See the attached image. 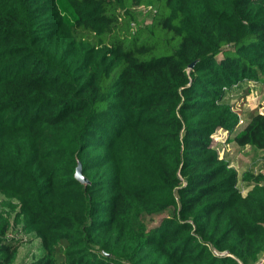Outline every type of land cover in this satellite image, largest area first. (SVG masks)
Returning a JSON list of instances; mask_svg holds the SVG:
<instances>
[{"label":"trees","instance_id":"obj_1","mask_svg":"<svg viewBox=\"0 0 264 264\" xmlns=\"http://www.w3.org/2000/svg\"><path fill=\"white\" fill-rule=\"evenodd\" d=\"M246 79L264 86V0H0V194L39 240L25 264H255L264 173L242 195L212 144ZM243 117L233 141L264 149V113Z\"/></svg>","mask_w":264,"mask_h":264},{"label":"rangeland","instance_id":"obj_2","mask_svg":"<svg viewBox=\"0 0 264 264\" xmlns=\"http://www.w3.org/2000/svg\"><path fill=\"white\" fill-rule=\"evenodd\" d=\"M139 20L143 23H149L151 18L149 14L146 12V9L139 8L137 9ZM234 110L240 114L241 116L244 115L245 112L257 109L258 111L264 112V86L259 85L256 89L252 92L241 94L237 97L229 99V102ZM247 119L243 121V123L235 130L232 134L229 135L230 138H224L223 130L217 131L213 137L214 139L218 136L220 143L218 145L213 144L216 147L219 155L226 159L230 166L234 167L238 172V186L240 190L244 189V179L243 175L247 172L251 167H253L254 171H261L264 173V149L255 148L251 145L246 146H239L233 141V137L236 134V131L242 129L245 124L247 123ZM227 133L226 135H228ZM219 146V148L217 147ZM224 147V148H222ZM8 200L7 197L0 194V211L4 210L10 212V229L6 234L5 242H11L12 238L16 240L18 243V251L16 259L12 264H25L33 260L34 258L41 255V251L38 247L39 240L35 237L33 232H29L23 228V221L16 222L15 214L18 211L17 208H12L6 205H2L3 202ZM10 201V200H8ZM13 203H17L15 199L12 200ZM162 215H145L142 217L143 221L146 223L148 228L156 226L160 223Z\"/></svg>","mask_w":264,"mask_h":264},{"label":"built area","instance_id":"obj_3","mask_svg":"<svg viewBox=\"0 0 264 264\" xmlns=\"http://www.w3.org/2000/svg\"><path fill=\"white\" fill-rule=\"evenodd\" d=\"M246 87L248 86L249 88H251V90L253 91L254 89H256L259 85H263V84H261L260 83V81L259 80H250V79H246ZM251 91V92H252ZM260 112H262V113H264L263 111H260ZM238 117H239V121H238V123H237V125H236V127L234 128V132H235V130H237V128H239V126L243 123V121L245 120V118L243 117V116H241L240 114H238ZM219 130H223L224 131V133L223 134H225V135H223L224 136V138H225V140L226 139H228V138H230L229 137V135L230 134H232V132L233 131H230L229 129H226V128H220V129H218L217 131H219ZM241 129H239L238 131H240ZM215 132V133H218V132ZM238 131H236V133L238 132ZM214 133V134H215ZM227 133H229L228 135H226ZM213 134V135H214ZM212 135V136H213ZM227 141V140H226ZM212 142H213V137H212ZM220 143V141H219V139H218V136L214 139V142H213V144H216V145H218ZM218 148H219V146H217ZM216 148V147H215ZM222 148H224V147H222ZM221 157V156H220ZM247 188L246 187H244V189L243 190H241V193H242V195H246L247 194ZM255 264H264V253L261 255V257L256 261V263Z\"/></svg>","mask_w":264,"mask_h":264},{"label":"water","instance_id":"obj_4","mask_svg":"<svg viewBox=\"0 0 264 264\" xmlns=\"http://www.w3.org/2000/svg\"><path fill=\"white\" fill-rule=\"evenodd\" d=\"M75 177L78 180H80L81 182H83V183H86V182L89 181L88 178L83 175L81 162H79L78 165H77V167H76Z\"/></svg>","mask_w":264,"mask_h":264},{"label":"crops","instance_id":"obj_5","mask_svg":"<svg viewBox=\"0 0 264 264\" xmlns=\"http://www.w3.org/2000/svg\"><path fill=\"white\" fill-rule=\"evenodd\" d=\"M246 119V118H245Z\"/></svg>","mask_w":264,"mask_h":264}]
</instances>
